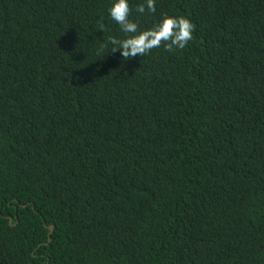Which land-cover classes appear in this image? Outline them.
Returning a JSON list of instances; mask_svg holds the SVG:
<instances>
[{
  "label": "trees",
  "instance_id": "trees-1",
  "mask_svg": "<svg viewBox=\"0 0 264 264\" xmlns=\"http://www.w3.org/2000/svg\"><path fill=\"white\" fill-rule=\"evenodd\" d=\"M142 2L0 0V264H264V0Z\"/></svg>",
  "mask_w": 264,
  "mask_h": 264
},
{
  "label": "clouds",
  "instance_id": "clouds-1",
  "mask_svg": "<svg viewBox=\"0 0 264 264\" xmlns=\"http://www.w3.org/2000/svg\"><path fill=\"white\" fill-rule=\"evenodd\" d=\"M157 0H143L135 12L144 15L156 12ZM108 15L123 34V38L110 37L111 50H119L125 60L132 57H144L154 48H163L166 52L184 49L193 40L195 25L185 17L163 14L151 27L141 29L132 19L130 0H110ZM103 30V25L99 28Z\"/></svg>",
  "mask_w": 264,
  "mask_h": 264
},
{
  "label": "water",
  "instance_id": "water-1",
  "mask_svg": "<svg viewBox=\"0 0 264 264\" xmlns=\"http://www.w3.org/2000/svg\"><path fill=\"white\" fill-rule=\"evenodd\" d=\"M50 229L53 230L54 229V226H50Z\"/></svg>",
  "mask_w": 264,
  "mask_h": 264
}]
</instances>
